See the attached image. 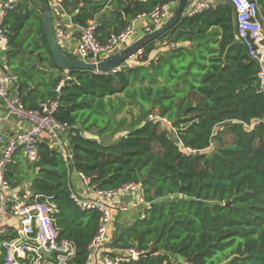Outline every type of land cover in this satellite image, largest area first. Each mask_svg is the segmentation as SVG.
<instances>
[{
	"label": "trees",
	"instance_id": "16d2710c",
	"mask_svg": "<svg viewBox=\"0 0 264 264\" xmlns=\"http://www.w3.org/2000/svg\"><path fill=\"white\" fill-rule=\"evenodd\" d=\"M178 1L114 0V22L99 18L97 36L104 43L136 17ZM30 2L24 0L5 20L7 67L18 78L25 109L56 101L55 118L74 127L65 135L70 165L46 135L29 165L33 197L54 205L58 240L75 247L67 264H87L97 229V214L80 211L69 198L70 174L78 173L93 189L139 184L151 205L142 219L130 212L114 215L108 249H157L121 264H264V94L258 92V68L238 38L232 6L182 18L156 40H168L174 45L169 50L151 58V42L133 57L134 68L105 75L58 69L40 5ZM256 3L264 11V0ZM62 4L78 26L95 20L103 6L90 0ZM211 26L220 34L214 45L201 36ZM183 43L192 45L175 46ZM15 172L6 171L11 187L26 182ZM130 214L136 219L124 216ZM4 256L0 247V264ZM31 261L29 256L19 264Z\"/></svg>",
	"mask_w": 264,
	"mask_h": 264
},
{
	"label": "built area",
	"instance_id": "2783aa9c",
	"mask_svg": "<svg viewBox=\"0 0 264 264\" xmlns=\"http://www.w3.org/2000/svg\"><path fill=\"white\" fill-rule=\"evenodd\" d=\"M91 1L96 4H104L113 0ZM220 1L231 5L234 10L238 38L258 68L256 74L258 92L264 94V32L256 0ZM20 2L21 0H2L0 3V50H5L7 45V29L5 27L7 15L15 10ZM210 7L211 4L207 1H200L193 6L188 17L208 10ZM51 12L54 20L56 17H60L63 13L60 3H54ZM147 15L159 28L166 22L170 12L167 5L156 6ZM76 29L79 36L76 46L71 50V56L76 61L92 65L100 63L105 59L106 54L112 53L115 49L119 47L122 49L135 34L133 24H129L121 32L111 33L102 43L97 36L98 25L95 21L88 22L85 26L77 25ZM59 47L61 48L60 45ZM141 52L142 50L133 57L140 55ZM133 57L102 74L113 75L126 68H134ZM2 61L6 63L5 58ZM17 83V77L3 68L2 73H0V101L4 104L6 115L28 124L27 130L5 138L0 154V221L8 213L18 219L20 223V229L16 230L14 238L3 244L4 263L19 264V260H25L31 256V264H67L75 255V247L67 240H58L59 231L53 222L54 205L50 202L38 201L37 196H25L13 201L3 191L11 188L5 175L16 152L22 150L23 155L29 161H37V146L42 135L49 138L50 145L55 146L66 165H70L73 158L72 153L71 150L63 146L62 137L74 127H69L55 118L58 109L56 101L42 103L36 110L25 109L17 91ZM10 84L14 88L12 92L8 89ZM149 119L154 120V117L149 116ZM162 122L171 129L170 123L164 119ZM251 126H255V124ZM172 131L174 132L175 129L172 128ZM186 150L192 152L189 149ZM77 176L82 181L85 190L92 193L94 198H86L70 188V200L80 211H92L98 216L96 234L88 246L87 264H121L130 260H137L141 253L136 249L131 248L115 252L108 249L106 244L115 214L133 211L142 219L145 217V212L150 209V203L144 201L141 186L126 183L117 189H93L89 178L80 173ZM45 254L50 255L51 261H47Z\"/></svg>",
	"mask_w": 264,
	"mask_h": 264
},
{
	"label": "crops",
	"instance_id": "0c3cea01",
	"mask_svg": "<svg viewBox=\"0 0 264 264\" xmlns=\"http://www.w3.org/2000/svg\"><path fill=\"white\" fill-rule=\"evenodd\" d=\"M1 1L2 0H0V3H1ZM32 1H33L34 5H36V6H38L40 4V2L38 3L39 0L38 1L36 0V2L34 0H32ZM141 1H143V0H141ZM200 1H207L208 3H210L211 4L210 8L215 7L217 5H224V2H222L220 0H189L187 2V5H186L184 11H183L182 18L188 17L193 6ZM113 2H114V0L109 2V3L105 2L104 4H102L103 6L100 9V11L95 14V20L96 19L97 20L96 21L95 20H89L88 22L95 21L98 23V19L100 18L103 21L108 20L112 24L114 22V20H113V16L111 15V12L114 11L113 5L115 4ZM30 3H32V2H30ZM54 3H60L62 10H63V13L61 14L60 17H56V20L53 19V26H54L55 33H56L57 42L61 46V49H63V51L65 53L71 55V50L76 46L77 41H78L79 33H78V30L76 29L77 25H73L71 22V16L66 14V11H65L63 4H62V0H47V4L50 7H52V5ZM93 4H96V3H93ZM19 5H21V4H19ZM96 5H98V4H96ZM177 5H178V2L177 3H170L167 5V8L169 9L170 15L163 25H165L169 22V20L171 19ZM122 18H124V17H122ZM129 24L130 25L133 24L135 34H134V37L132 38V40L128 44H126V46L130 45L133 42H136V41L142 39L144 36L155 31L157 28L155 26V24L153 23V21L151 20V18L147 14L136 17L135 19L131 20V22ZM261 24H262L263 32H264V20H261ZM201 36L207 44L214 45L215 42H217V40L220 38L219 28L216 26H211ZM197 44L199 45V43H197ZM179 45L191 46L192 44L183 43V44H176L175 46H179ZM126 46H124V47H126ZM173 46L174 45H170V43L166 39L163 42H156V44H155L156 49L151 53L150 57L156 58L158 55L162 54L164 51L169 50ZM120 50H121V48L119 47V48L115 49L112 53L106 54L104 58L106 59L108 57H111L113 54L117 53ZM6 51H7V45H6L5 50H0V73H2L3 68L7 69V70H9V72H11L10 69L7 67ZM3 58H5L6 63H4L2 61ZM8 89L10 92L14 91V88L11 84L9 85ZM27 128H28V124L26 122L19 120V119H16L14 117L7 116L5 109H4V104H3V102L0 101V135L10 137V136L18 134L22 131L27 130ZM50 144H51V141H49L48 145H50ZM62 144L66 149L71 150L70 141L67 139V137L65 135L62 137ZM2 147H3V145H0V154L2 151ZM32 163L33 162L29 161L23 155L22 150H19L16 152V154L13 158V162L8 166L7 170H9V168L14 169V171H16L15 176H18V175L24 176V178H26L25 179L26 182H23L22 184L18 185L17 187H11L10 186L11 188L9 190L3 191V193L10 200L17 201V200H19L25 196L33 197L34 194L29 187L30 186V180L33 177L32 171L29 170V165H31ZM70 180H71V182H70L71 188L75 192H77L78 194L83 195L84 197L89 198V199L94 198V195L92 193L85 190V187H84L82 181L80 180V178L77 175L70 174ZM123 200H126V199H123ZM130 213L135 214L133 211H131ZM18 229H20V223H19L18 219L14 218L12 215H10L8 213L6 215H4V217L0 221V247L2 249H3V244L5 242H8V241H5L4 239L6 237L11 236L12 234H14V236H15L16 230H18ZM14 231H15V233H14ZM3 251H4V249H3Z\"/></svg>",
	"mask_w": 264,
	"mask_h": 264
},
{
	"label": "water",
	"instance_id": "95a60500",
	"mask_svg": "<svg viewBox=\"0 0 264 264\" xmlns=\"http://www.w3.org/2000/svg\"><path fill=\"white\" fill-rule=\"evenodd\" d=\"M188 1L189 0L178 1V5L167 24L157 28L155 31L147 34L142 39L133 42L126 47H123L120 51L113 54L111 57L102 60L97 65H92L71 59L67 55V53H65L63 49L59 47L55 29L53 26V15L51 12V7L47 4V0H39L43 33L46 39L48 50L51 54V58L55 66L58 69L64 71L79 70V71H89L95 74L105 73L112 70L115 67L120 66L122 63L129 60L136 53L141 51L145 45L156 41L159 37L163 36L165 33L170 31L182 19V14ZM126 10L127 8L124 10V12H126ZM259 10H260V19L264 20V11L261 8H259ZM0 138H1L0 145H3L6 136L0 135ZM227 206H230V203H228ZM156 251L157 249H152L148 252H143L139 255V258L149 257L152 254H154ZM45 257L50 258V255L45 254Z\"/></svg>",
	"mask_w": 264,
	"mask_h": 264
},
{
	"label": "rangeland",
	"instance_id": "374dc122",
	"mask_svg": "<svg viewBox=\"0 0 264 264\" xmlns=\"http://www.w3.org/2000/svg\"><path fill=\"white\" fill-rule=\"evenodd\" d=\"M23 1L24 0H21V2L23 3ZM35 2H36V0H34ZM21 2H20V4H21ZM30 5L31 6H33V4L32 3H30ZM40 5V4H39ZM41 69H45V67H43V68H41ZM124 113V112H123ZM121 115H123L122 113H121ZM121 115H118L117 117H120ZM225 137V136H224ZM225 141L227 142L228 141V139H225ZM214 147V146H213ZM123 216V215H122ZM125 217H131L132 216V214H130V215H124ZM133 218L132 219H136V216H132ZM129 218H127V219H129ZM134 221V220H133ZM119 223H121V222H119Z\"/></svg>",
	"mask_w": 264,
	"mask_h": 264
}]
</instances>
